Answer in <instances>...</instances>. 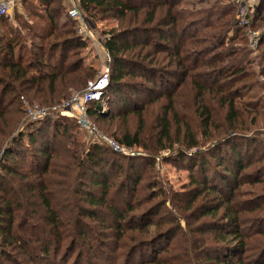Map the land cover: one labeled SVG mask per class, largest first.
Instances as JSON below:
<instances>
[{
    "label": "trees",
    "instance_id": "1",
    "mask_svg": "<svg viewBox=\"0 0 264 264\" xmlns=\"http://www.w3.org/2000/svg\"><path fill=\"white\" fill-rule=\"evenodd\" d=\"M39 1L41 22L16 18L0 33V264H264V154L250 135L264 83L247 73V31L264 28V0L247 25L221 0L190 10L186 0H80L88 19L119 23L103 44L109 84L89 115L106 122L111 111V126L127 125L114 140L139 156L81 141L61 112L27 117L23 101L50 108L96 79L77 53L71 60L85 44L60 24L57 0ZM257 50L264 61V34ZM184 88L190 101L177 108ZM215 133L223 137L207 146ZM163 150L190 172L170 200L184 226L161 215L167 201L147 206Z\"/></svg>",
    "mask_w": 264,
    "mask_h": 264
},
{
    "label": "rangeland",
    "instance_id": "2",
    "mask_svg": "<svg viewBox=\"0 0 264 264\" xmlns=\"http://www.w3.org/2000/svg\"><path fill=\"white\" fill-rule=\"evenodd\" d=\"M26 2V6L25 3ZM213 1H208V0H186V6L184 9L190 10L193 8L192 6L195 5L197 7H208L212 5ZM219 3V1H218ZM232 4L231 1L229 0H221L220 1V6H225L227 4ZM46 6L39 0H18L14 6L12 7V10L10 11L9 15L5 17V19L2 21L0 20V33L4 31V23L6 22V27L9 26V21L11 22V25H15L16 21H21L22 17V12L25 10L27 11V14L32 21L33 24L39 23V16H42L43 14L46 15ZM55 7L59 6L60 9L62 10V18L60 19V24L64 26V29L72 30L73 32H76V35L81 38V41L85 44L84 47H74L70 54L72 56L71 60L74 59V54H78L77 56L80 57V59L83 62V68L84 67H91L94 72L96 73V77L98 78L101 73L104 72L105 68L108 66L107 62V50L104 47V40L106 39V33L109 32L111 29H118L119 28V23L116 20H97V21H92L88 19V17L85 15L84 12H82L81 18L79 20H73L70 18L68 14V6L65 0H57L55 2ZM57 7V8H59ZM21 12V13H20ZM42 14V15H40ZM16 18H20L19 20ZM45 20V19H44ZM2 21V22H1ZM59 21V20H58ZM17 27V26H16ZM233 33L230 32L228 37L226 38L225 42L228 43L231 40ZM253 50V49H252ZM254 52L250 55V58L252 60V63L247 67V73L250 75H255L251 76L252 79L250 80H255L257 78L261 83H264V75L260 76V73L262 72V68H264V61H260L258 59V50H253ZM76 58V56H75ZM257 74V75H256ZM250 80H244L245 84H250ZM93 81V80H92ZM90 82V81H89ZM81 93V92H76L73 93L70 98L75 96L76 94ZM190 89L189 88H184L182 93L180 94L179 98H177V108H178V102L180 101L182 104H187L189 103L190 99L188 95H190ZM254 94V91L253 93ZM79 95V94H78ZM253 96V95H252ZM263 96V95H262ZM70 98L67 99H61V101L54 105L53 107H44L47 109H52L55 106L68 101ZM260 99V98H259ZM243 100L245 102H255V104H258L259 102L258 98L253 99L252 97L245 96L243 97ZM24 106L26 108V113L27 110L30 108H36L40 107L38 105H30L26 101H23ZM102 107L104 110L107 108L105 103L102 104ZM184 107V106H183ZM261 110V112L264 113V100L261 103V105L258 107V110ZM259 110V111H260ZM111 112V111H110ZM110 112L107 113L106 119L108 121L111 119L110 118ZM184 112V110H182ZM67 116L73 117L71 114H65ZM253 117V115L250 116V118ZM74 118V117H73ZM156 118V113L153 114L152 116L149 117L150 120H154ZM89 119L93 124L95 125L97 129V137H88L87 134L80 128V126L77 124V120L74 118L73 121L75 122L76 126L73 131L77 134L79 139L83 142L86 143H91V142H99L105 146H107V142L104 140H113L115 141L116 138L113 136V133L116 132L117 128L119 129H124L125 126L122 122H114V126H111L110 122L108 121H102V120H97L95 117H91L89 115ZM194 126L198 125L197 122L199 121L198 119H193ZM138 119L134 118L133 120L129 121V126H137L138 124ZM137 128V127H136ZM252 128V127H251ZM254 129L250 133L253 138L258 139V144L256 143V146L258 147L259 150V156L262 157L264 154V116H262L261 120L259 123L253 127ZM134 129V128H133ZM201 131H199L200 133ZM215 132V131H214ZM213 132V134H214ZM223 135V134H222ZM222 135H218V133H215L214 136L210 137L209 135H206L202 138V141L207 142V146L215 143L219 137H223ZM213 138V139H212ZM115 139V140H114ZM141 152L140 155H145V151L142 150H137ZM171 152L169 150H163L159 154L156 155V162L154 164V167L152 170H149L148 172V181L150 182L149 184L154 187V189L145 192V195L149 196L151 194H154L155 197H153V200L151 203H149L147 206H155L156 204H159L161 202H166V206H164L161 210V215L167 216L169 219L173 216L178 217L179 222H182L184 226V222L182 221V218L180 217L179 211H176L174 207L172 206V203H170L171 196L180 194L185 187L190 182V172L185 169L184 167H180L177 165H173L169 163L168 161H165V158L170 155ZM135 156H139L138 154ZM115 158H120L116 156ZM262 162L264 163V157L261 158ZM124 165L126 162L122 161ZM248 188V187H244ZM257 193V192H256ZM173 215V216H172ZM176 222V221H174ZM177 239V238H176ZM165 244V241L163 242Z\"/></svg>",
    "mask_w": 264,
    "mask_h": 264
},
{
    "label": "built area",
    "instance_id": "3",
    "mask_svg": "<svg viewBox=\"0 0 264 264\" xmlns=\"http://www.w3.org/2000/svg\"><path fill=\"white\" fill-rule=\"evenodd\" d=\"M18 0H0V20L7 17L12 10V7ZM68 6V14L71 19L79 20L81 18L82 12L80 9V0H65ZM231 3L240 6L239 14L237 19L241 25H247V14L255 10L258 6V0H229ZM264 34V28L257 30L249 29L247 31V37L249 41V46L251 49L256 50L259 44L260 36ZM107 62L108 66L105 68L101 75L88 82L87 88L70 98L68 101L63 102L52 109H47L44 107L30 108L27 110V117L38 120L45 118L49 113L61 112L63 114H71L77 120V124L80 128L87 134L88 137H97V129L93 122L89 119V105L93 102H98L102 99L104 91L107 89L109 84V63L111 62V57L107 52ZM90 137V138H91ZM107 146L113 149L115 152L123 154L125 156H135L140 155L141 152L134 149L126 148L116 141L107 140ZM141 151V150H140Z\"/></svg>",
    "mask_w": 264,
    "mask_h": 264
},
{
    "label": "crops",
    "instance_id": "4",
    "mask_svg": "<svg viewBox=\"0 0 264 264\" xmlns=\"http://www.w3.org/2000/svg\"><path fill=\"white\" fill-rule=\"evenodd\" d=\"M24 3H25V6H26V2H24ZM258 3H259V2H258ZM20 13H21V12H20ZM29 17H30V16H28L27 11L24 10V11L22 12V17H21V19H25V20L28 21V23L31 25V24H33V23H32V21H30ZM14 22H15L16 24H15V25H12V26H13V27H16V26H17V27H18V25H19V24H18V21L14 20ZM26 32H27V31H25L24 34H26Z\"/></svg>",
    "mask_w": 264,
    "mask_h": 264
},
{
    "label": "water",
    "instance_id": "5",
    "mask_svg": "<svg viewBox=\"0 0 264 264\" xmlns=\"http://www.w3.org/2000/svg\"><path fill=\"white\" fill-rule=\"evenodd\" d=\"M258 2H260V0H258Z\"/></svg>",
    "mask_w": 264,
    "mask_h": 264
}]
</instances>
